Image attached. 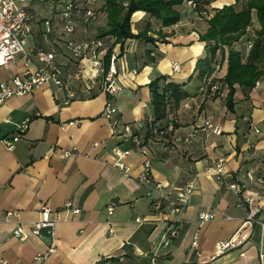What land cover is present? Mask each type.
<instances>
[{
    "label": "crops",
    "instance_id": "1",
    "mask_svg": "<svg viewBox=\"0 0 264 264\" xmlns=\"http://www.w3.org/2000/svg\"><path fill=\"white\" fill-rule=\"evenodd\" d=\"M68 1L27 0L23 4L34 14L25 45L32 55L30 68L40 65L34 53L41 47L54 54L64 79L77 69L81 78L70 79L77 97L61 108L56 102L65 91L54 85L13 95L0 105V256L10 264H34L35 255L48 248L47 234L20 240L13 231L19 224L29 230L41 207L49 206L57 219L55 251L40 264H264V236L258 223L264 218V183L257 181L264 178V76L251 89L236 88L232 109L227 106V89L212 98L200 92L201 80L190 76L197 59L205 54L206 43L199 37L208 23L188 3L177 7L180 20L169 27L143 11L134 12L132 32L149 29L148 36L157 40L126 39L122 46L114 44L112 50L120 55L118 81L123 90L113 102L122 123L143 122L153 116L149 84L157 78L182 84L186 93L177 105L178 123L168 138L152 130L141 132L156 181L169 191L194 184L188 205L176 218V240L163 246L167 223L150 212V199L137 180L142 156L132 150L121 159L127 172L112 165L116 159L113 149H131L132 145L112 135L110 121L100 115L107 97L102 90L104 71L94 69L90 59H76L65 49L67 35L60 11ZM76 1L95 10L96 17L88 24L78 20L75 39L100 38L107 29L105 0ZM198 2L213 11L235 0ZM237 5L240 10L241 3ZM251 34L248 30L234 46L244 57ZM101 38L105 47L100 56L104 57L115 38ZM216 60H221L219 53ZM176 62L179 71L173 70ZM23 67L19 57L0 66V82L20 74ZM224 74L222 62L216 75ZM87 89L91 95L86 94ZM27 119V129L8 149L1 140L14 135ZM207 119L221 129L220 134L205 136L202 128ZM72 146L88 157L59 156ZM220 158L225 170L243 184L241 195L207 172ZM247 171L253 173V180L246 177ZM251 195L250 205L241 202ZM67 200L80 209L79 214L64 209ZM109 205L114 207L112 214ZM203 208L212 209L215 217L200 223L198 213ZM256 209L254 219L249 220L250 211ZM12 211L18 214L8 215ZM236 231L245 237L243 245L217 254L216 243ZM195 240L197 247L192 246Z\"/></svg>",
    "mask_w": 264,
    "mask_h": 264
},
{
    "label": "built area",
    "instance_id": "2",
    "mask_svg": "<svg viewBox=\"0 0 264 264\" xmlns=\"http://www.w3.org/2000/svg\"><path fill=\"white\" fill-rule=\"evenodd\" d=\"M27 0H0V66L10 63L19 57L23 63V70L20 74L12 77L9 81L0 82V105L13 95L30 94L43 85H54L62 88L65 94L56 102L57 108L68 105L77 97V92L72 89L70 79H80L81 72L77 69L73 74L64 79L61 76V71L54 60V54L51 51H46L41 47L35 50V57L40 62L39 66L33 69L30 66L33 63L32 55L26 50V39L32 32L31 23L34 20V14L25 8L23 5ZM188 4L196 9V2L189 1ZM64 32L67 35L65 41V49L70 55L76 59L88 58L90 59L94 69H103V60L100 52L104 50L105 43L102 39H91L87 41H77L74 34L77 29L78 20L83 23L91 22L96 13L92 8L85 7L76 0H70L62 7L60 11ZM46 33L50 32L49 22L46 21ZM119 53L113 51L110 55L108 69L104 71L102 90L107 95L100 115L110 121L111 133L114 136L120 137L124 141H130L132 148L115 147L113 154L116 159L112 165L124 172L128 171L121 159L129 155L132 150L139 153L142 158V168L137 176L138 183L144 188L145 195L150 199V212L153 215H158L161 220L167 223L166 232L163 236V246H168L172 242V238L177 235V228L175 226L177 216L188 205L192 195L194 184L188 182L181 187L175 188L173 191L166 189L165 185L154 179L152 172V161L149 155V149L144 143V138L141 134L142 130L150 129L158 136L164 137L171 135L178 123L177 112L174 108L167 111L165 118L161 122H154L153 117H149L143 122L132 124L122 123L116 116L117 109L113 102V97L123 90V85L118 81V67ZM173 70L179 71V63L173 64ZM220 69V64L216 62L213 66L211 74H205L201 79L200 92L205 96L212 98L220 95L222 89L227 85L217 75ZM135 72V71H134ZM87 95H91V90H86ZM29 120L23 121L14 135L6 137L1 142L8 149H12L14 144L19 140L20 136L28 127ZM69 124H73L70 122ZM205 136L208 137L210 133L220 134L221 129L214 125L209 119L204 121ZM260 133L258 129H255ZM96 144V143H95ZM61 158L70 156L88 157L87 154L79 151L77 147L72 146L60 152ZM208 173H212L221 181H226L227 187L237 195L242 194L243 184L239 183L233 173L225 170L224 160L218 159L214 166L207 169ZM246 177L249 180L254 179L251 171L246 172ZM257 181L264 183L263 177H258ZM253 196H245L242 203L250 205L253 202ZM64 209L71 214H79L80 209L73 206L71 200L64 203ZM108 213L112 214L114 207L109 205L107 207ZM258 209L251 210L248 218L254 219ZM16 211L8 212V215H17ZM53 210L49 206H42L40 215L37 220L31 221L29 230L19 224L15 227L13 235L20 240H24L29 236H40L45 232L49 238V245L46 251L40 252L34 257V264H40L46 260L48 256L55 251V226L57 223L56 217L53 216ZM215 217V212L210 208H203L198 213V220L200 223L209 221ZM226 219H231L225 216ZM137 222L142 219L137 218ZM261 227V234L264 236V218L259 220ZM112 233V230L109 231ZM245 237L236 231L229 239L222 240L216 243V253L221 254L227 250L243 245ZM197 241L192 243L193 247H197ZM0 264H10L0 256Z\"/></svg>",
    "mask_w": 264,
    "mask_h": 264
},
{
    "label": "trees",
    "instance_id": "3",
    "mask_svg": "<svg viewBox=\"0 0 264 264\" xmlns=\"http://www.w3.org/2000/svg\"><path fill=\"white\" fill-rule=\"evenodd\" d=\"M189 1L193 0H105L103 10L106 12L107 29L99 35L100 38L95 39L111 35L115 40L102 57L104 71L108 69L112 48L117 42L122 46L126 39L151 43L157 40L148 36L149 29L138 33L132 32L130 19L134 12L143 11L159 20L163 27H169L180 20L177 7ZM194 1L197 4L196 12L207 19L208 26L199 37L206 43L205 54L197 59L190 79L201 80L205 74H211L219 53L225 67L224 76L219 78L227 85L220 95L227 89V106L232 109V98L236 88L251 89L264 76V0H235L234 4L213 11L200 7L198 0ZM238 3H241L240 10L235 8ZM248 30H251L252 34L247 42V55L244 57L242 51L235 49L234 46ZM149 87L154 122H161L169 109L176 110L178 103L186 95L182 84L166 82L165 78L151 81ZM169 136L165 135L163 138ZM176 237L177 235L172 238L173 243Z\"/></svg>",
    "mask_w": 264,
    "mask_h": 264
},
{
    "label": "rangeland",
    "instance_id": "4",
    "mask_svg": "<svg viewBox=\"0 0 264 264\" xmlns=\"http://www.w3.org/2000/svg\"><path fill=\"white\" fill-rule=\"evenodd\" d=\"M183 5H184V6H186V3H183ZM239 7H240L239 5H236V6H235L236 10H238V9H239ZM186 9H187V8H186ZM253 18H255V15H254V17H253ZM217 62H218L220 65H221V63H222V61H221V60H217Z\"/></svg>",
    "mask_w": 264,
    "mask_h": 264
}]
</instances>
